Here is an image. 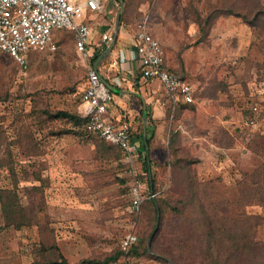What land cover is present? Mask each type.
I'll use <instances>...</instances> for the list:
<instances>
[{
  "label": "rangeland",
  "instance_id": "1",
  "mask_svg": "<svg viewBox=\"0 0 264 264\" xmlns=\"http://www.w3.org/2000/svg\"><path fill=\"white\" fill-rule=\"evenodd\" d=\"M74 1L84 4L87 0ZM104 3L110 11L101 14L93 25L110 20L115 26L119 1L104 0ZM227 3L128 0L121 25L126 16L124 35L131 38L136 35L138 25L149 18L152 34L163 45L168 65L178 75L189 76L198 88L197 103L206 84L227 100L233 99L230 90L238 85L244 93L239 104L247 107L251 100H258L253 95L261 86L264 89V16L255 21L257 26L233 15L219 16L218 10L227 9ZM57 40V51L31 54L26 69L0 52V197L17 198L24 211L22 218L19 213V220H29L28 226L20 229L8 227L0 199V264H62L63 260L68 264L87 260V264H101L119 251L121 240L129 231L136 232L141 244L136 264H175L152 249L159 229L162 231L156 251H166L178 264H211L206 258L211 250L206 244L204 223L197 215V201L214 203L215 193L202 190L191 201L193 192L187 191L186 185L191 173L198 177H191L196 183L213 178V172H204L200 154L207 150L204 127L213 110L198 111L197 104L181 110L178 121L185 119L184 128L173 130L182 135L180 152L187 163L176 168L170 165L169 149L162 152V163L160 159L155 164L151 161L152 178L162 182L160 204L155 201L158 212L155 214L153 205L144 207L142 213L141 209L133 211L134 182L139 180L143 184V192L147 189L146 182L138 179L145 174L143 166L137 165L139 175L134 177L122 153L106 152L105 144L87 128L51 117L59 111L79 114L88 69L93 66L92 61L76 52L71 32L63 31ZM203 69L215 76L210 82L200 79ZM227 136V131H218L215 139L224 140L227 146ZM244 150L250 152L247 157ZM236 154L241 159L236 162L237 168L226 153L218 152V159L222 158L226 169L217 178H224L227 184L241 183L244 173L252 174L264 166L262 152L258 154L255 149L240 146ZM158 169L162 170V177ZM232 192L226 196L225 190L222 194L225 201L216 205L218 210H227V201L231 200L233 219L228 213L227 221L218 226H225L228 234L234 235L236 230L238 236H253L262 246L252 252L253 262L245 254H239L231 264H264V202L251 205L245 190L237 192L233 187ZM190 211L193 214L188 217ZM197 219L201 222L199 228ZM237 222L235 229L231 223ZM228 234L218 237L227 238ZM229 244L227 240L219 242L222 249L219 264H225Z\"/></svg>",
  "mask_w": 264,
  "mask_h": 264
},
{
  "label": "built area",
  "instance_id": "2",
  "mask_svg": "<svg viewBox=\"0 0 264 264\" xmlns=\"http://www.w3.org/2000/svg\"><path fill=\"white\" fill-rule=\"evenodd\" d=\"M105 7L104 0H87L84 4L74 0H0V52L9 55L26 69L31 54L57 51L56 33L69 31L74 35L76 52L90 62L89 47L93 30L87 14L101 15ZM107 24L102 26L101 38L97 43L100 47L109 46L113 39L111 24ZM149 28V18H145L138 25L134 37L142 79L159 84L174 106L179 102L195 104L198 88L188 79L170 71L166 65L165 49ZM111 99V91L99 71L90 66L79 114L88 120L86 128L89 132L122 151L134 177H138L139 151L132 140L131 122L127 119L115 122L108 117ZM263 122L264 112L260 103L252 102L250 113L243 119V128L251 133L258 132ZM143 193V184L136 180L132 188L133 211L140 210L145 200ZM151 197L155 198V195ZM138 242L136 232L129 231L120 243L122 256L118 261L107 264H136L130 254Z\"/></svg>",
  "mask_w": 264,
  "mask_h": 264
},
{
  "label": "crops",
  "instance_id": "3",
  "mask_svg": "<svg viewBox=\"0 0 264 264\" xmlns=\"http://www.w3.org/2000/svg\"><path fill=\"white\" fill-rule=\"evenodd\" d=\"M107 7L108 4L105 7L104 12L110 11L107 10ZM99 16L100 15L93 16L91 14H87V20H89L88 22L93 30L91 46L89 47V54L91 55L92 59L96 57V55L102 50V48L97 44L101 38L102 26L106 25L107 23L111 24V30L114 32V25L110 20H105L104 24L100 23L98 26L93 25ZM149 29L150 33L152 34L151 25ZM62 32L63 31H59L55 35V42L57 45V38L62 34ZM124 34L125 33L121 34V36L119 35L117 41V43L119 42V47L117 49L114 48L113 52L104 60H102L97 67L96 64L99 62L101 55L108 48V45H104L103 48H105V50L102 52L97 61L94 63L92 62V65L99 71L102 79L107 81L113 87L111 92L112 99L108 103V117L115 122H119L122 119H130L132 121V125L134 127L133 130L136 134L138 133L137 135L135 134L133 139V142L137 145L139 151L137 165H142L141 158L148 159L150 168L149 173L151 172L152 174L151 161L153 164H155L157 159H160L159 162L162 163L164 160L162 152L165 151V149L168 151L170 132L178 127L184 128L183 123L185 119L182 118L181 121H178L182 116V111L179 110L177 117L174 118L172 116L171 118H168V109L173 105L171 100L166 96L164 89L159 84L148 83L142 79L141 63L135 51V36L127 38V36ZM107 59L110 61L105 64ZM166 65L169 69H172L168 65L167 59ZM182 77L188 80L190 79L189 76ZM199 77L202 81L210 82L211 78L215 76L211 77L209 71L207 72L203 69L200 71ZM228 80L230 81L231 79ZM189 81L191 82V80ZM208 85L209 84H206L203 91L201 92L203 95L201 101L199 103L196 101L194 105L197 104L198 111L201 110L211 113V110H213V113L208 115V120L205 122L206 126L204 125L206 135L203 139L208 143L207 150L201 151L200 154L203 155V164L205 169L204 172L208 171L209 174L213 172L212 179H216L222 174L224 175L223 170L226 169L222 164L223 162L220 160L222 158L218 159V152L226 153L231 163L237 168L236 162L239 163L241 159L238 158L236 152L239 150L240 146H245L242 141H237L234 147H226V144L223 142L224 140L220 139L218 142L215 139L218 131L225 130L229 135H234V131L237 129L245 130L242 126V123L244 117L246 116V112H250L252 102L256 101L260 103L264 112V89L263 86H261L260 91L253 95L259 97L258 100H251V103L245 107L239 104L242 100V98L239 97H243L244 95L242 89H240V86L236 85L235 88H231L230 91L231 94H233V99L227 100L226 96L222 95L218 91H211ZM150 118L152 123L150 122ZM140 126L143 129L142 138L138 137L140 134ZM259 131L264 133V122L261 124ZM149 134H154V138L151 145H149L150 153L148 155L146 147H142V143L144 142L145 144V140L148 139ZM142 152L144 154H142ZM243 153L244 157H247L250 152L249 150H244ZM156 171L159 172L158 175L162 177V170L158 169ZM204 172H201L200 175L203 176Z\"/></svg>",
  "mask_w": 264,
  "mask_h": 264
},
{
  "label": "trees",
  "instance_id": "4",
  "mask_svg": "<svg viewBox=\"0 0 264 264\" xmlns=\"http://www.w3.org/2000/svg\"><path fill=\"white\" fill-rule=\"evenodd\" d=\"M126 3L128 2V0H125ZM219 2H229L227 3L228 6L227 9H224L225 7L221 8L220 10H218L220 12L219 16L221 15H233L236 17H240L243 18L245 21H247L249 24L253 25V26H257L255 24V21H258L260 17L264 16V0H219ZM128 10V7L127 9ZM126 12V11H125ZM128 25V21L126 19V16H123L122 18V25H121V32H120V36L121 34L126 32V27ZM107 47V46H106ZM119 47V42L117 43L115 49H117ZM102 50L96 55V57H94L92 59V62L94 63L95 61H97L100 57V55L102 54V52L105 50V48H103V46L101 47ZM2 53V52H1ZM110 60L107 59L105 61V64H107ZM171 72L177 74L175 72V70L170 69ZM142 77V75H141ZM83 97H84V93L82 96V100L81 103L83 101ZM197 98V97H196ZM191 107L194 106V104H187L184 102H179L177 103L176 106L172 105L169 107L168 109V118H171L172 116L175 118L177 116L178 110H185L187 109V107ZM175 107V109H174ZM250 112H246V115L249 114ZM53 119H62V120H67L70 124H72L73 126H76L78 128L80 127H84L86 128L87 126V122L88 120L81 117L80 114H73L67 111H59L56 114H51ZM129 122H131V130H132V140L134 139L135 136V132H134V127L132 125V121L130 119H128ZM150 122L152 123V120L150 118ZM140 128V134H139V138L143 137V129ZM234 135H229L228 134V144L226 147H234V145L236 144L237 141H242L244 143L245 146L255 149V151L260 154L262 152V154L264 153V149H263V144L261 141L264 140V133L263 132H248L247 130H236L234 131ZM138 134V133H137ZM136 134V135H137ZM171 137H170V141H169V145H168V149L170 152V162L169 164L174 166V168H176L177 166H185L186 159L181 155V148H180V143H181V139H182V135L180 132L178 131H174L172 130L171 132ZM99 140H101L106 148V152L108 153H112L117 151V153H119L121 155L122 151L119 150L117 147L111 145L110 143L106 142L105 140L101 139L100 137H98ZM154 138V134H149L148 135V139L147 142L149 143V145H151L152 141ZM261 142V143H260ZM264 142V141H263ZM145 144L144 142L142 143V147H144ZM146 147V146H145ZM144 152V151H143ZM142 152V154H144ZM141 164L143 166V172L145 174H143V177H139L138 179H142L146 182L147 184V189L144 191L143 196L145 198L142 206H141V212L144 210V207L148 206V205H153L154 207V212L155 214H157L158 210L156 208L155 205V201H159V197L161 195V192H163V190L161 191V181L158 180H154L153 178V185L151 186L150 182H149V160L146 158H141ZM129 166V165H128ZM129 168V167H128ZM187 173H191L190 171H188ZM196 175V174H195ZM195 175H193L192 173L190 174V176L187 178V181L189 182L186 185V190L193 192L191 195L190 199L191 201L194 200L193 196L195 194H197L198 192H202V190H205L206 192H213L215 193V197L213 198V202L215 203H207V202H203V200H199L197 201V204H199V210H198V216L200 215V217L202 218L201 220L203 221V228L206 231L207 234V240L206 244L207 246L209 245V249L211 250L210 254L208 253L206 258L209 260V262L211 264H219V262H221L219 260V258L221 259V244L219 246V242L221 241H229V243L231 242V245L229 244L228 248L229 250L227 251L226 256H224L225 260V264H231L232 260H237L238 259V255L239 254H245V256L250 259L253 262V258H255L254 256H252V252L255 249H258L262 246V244L258 241H256V239H254L253 236H248V234H240L239 236L237 235V231L235 230L234 235H232V232H230L228 234L225 233V229L223 225L218 226V224L222 221H227L226 217L228 215V213H230L229 218L232 220V215L234 213V208L229 206L230 204H232L233 202L231 200L227 201V210L226 209H222V210H218L219 206L216 205V203H222V194L225 190H228V194H226V196H231L232 195V191H233V187L236 188L237 192L240 190H245L246 195L249 197V202L251 205L254 204H259L264 202V166H261L260 168H258V171L253 172L252 174L250 173H244L243 176V182H236L235 184H227L228 182L224 179V178H217V179H212V180H207V181H203L200 180L197 183L193 182L191 180L192 178H196L198 179V177H196ZM185 176V174H184ZM245 180V181H244ZM238 187H240L238 189ZM153 190V192H152ZM197 192V193H196ZM252 192V193H251ZM250 193V194H249ZM155 195V198H152V195ZM199 197V196H196ZM1 202H3V218L5 220H7L8 222V227H16V228H22L24 226H28L29 220L24 219V220H19V213L22 217L23 216V209L20 206V203L18 201L17 198H13L11 199H7L5 198L4 200V196L0 197ZM212 199V198H211ZM209 199V200H211ZM195 201V200H194ZM191 203H195V202H191ZM189 206V205H187ZM192 211H190V215L188 217H191ZM161 213L162 209H161ZM205 219V222H204ZM198 220V228H199V223H201ZM231 225L234 226L235 229L238 228V222L237 223H231ZM226 228V227H225ZM232 230V229H231ZM161 231L162 229H159L158 233L155 235L153 242H152V249L153 251L161 256H165L166 258L172 260L175 264H178V261L175 260V258L171 255V254H167V252L165 251H156L155 245H156V241H160L159 235L161 236ZM222 234L224 235H229V237L227 238H222V237H218L221 236ZM224 239V240H222ZM162 240V239H161ZM140 249H141V244L140 242H138L131 254L130 257L131 259L136 263V257L140 256ZM122 256V249L120 248L119 251L111 257L106 258V260H104L103 262H101V264H107L110 262H115L118 261L120 259V257ZM252 258V259H251ZM89 261H83L82 264H87ZM62 264H68V262L66 260L62 261Z\"/></svg>",
  "mask_w": 264,
  "mask_h": 264
},
{
  "label": "water",
  "instance_id": "5",
  "mask_svg": "<svg viewBox=\"0 0 264 264\" xmlns=\"http://www.w3.org/2000/svg\"><path fill=\"white\" fill-rule=\"evenodd\" d=\"M117 1H119L120 8H119V10L117 12V15H116L114 32H113V39H112L110 45L108 46L107 50L101 55L99 62L96 64L97 67H98V65L100 64V62L102 60H104L107 56H109L113 52V50H114V48H115V46L117 44L119 35H120V30H121V17H122V13H123V10H124V7H125V0H117ZM103 81H104L105 85L107 86V88L109 89V91L112 92L113 87L107 81H105L104 79H103ZM145 146H146L147 153L149 155L150 148H149V143L147 142V139L145 140ZM149 177H150V183H151V186H152L153 185V178H152L151 172L149 173ZM158 226H159V220L157 222V227H156L155 232L158 231ZM157 257H160V256H157ZM160 258H162V257H160ZM162 259H164L167 262H170L171 263V261L168 260V259H165V258H162Z\"/></svg>",
  "mask_w": 264,
  "mask_h": 264
}]
</instances>
